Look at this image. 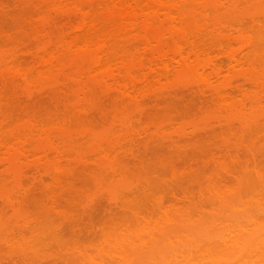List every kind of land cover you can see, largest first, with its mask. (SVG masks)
<instances>
[{
	"label": "bare ground",
	"instance_id": "6f19581e",
	"mask_svg": "<svg viewBox=\"0 0 264 264\" xmlns=\"http://www.w3.org/2000/svg\"><path fill=\"white\" fill-rule=\"evenodd\" d=\"M160 141L209 177L134 171ZM0 264H264V0H0Z\"/></svg>",
	"mask_w": 264,
	"mask_h": 264
},
{
	"label": "rangeland",
	"instance_id": "374dc122",
	"mask_svg": "<svg viewBox=\"0 0 264 264\" xmlns=\"http://www.w3.org/2000/svg\"><path fill=\"white\" fill-rule=\"evenodd\" d=\"M9 20H10V19H9ZM11 22H12V21H11ZM7 23H8V22H7ZM9 23H10V22H9ZM10 24H11V23H10ZM10 24H9V26H10ZM11 27H12V26H11ZM11 27H9V28H11ZM31 41H32V40H31ZM186 95L189 96L188 94H186ZM207 96H209V95H207ZM207 98H208V97H207ZM187 99H189V100H186V99H185V100L183 101L184 103H183L181 106L178 104V105H179V107H178L179 109L176 110V111H174V114H175V112H176V113H179V114L181 113V114L183 115L182 117H181L180 115H179V117L177 116V117H178V118H177V123H179V122L181 123V121L184 122V120H186V121L189 120V122H190V121H196V119L200 118V117L203 116V115H205V116L207 115V117H209V115H211V113H212V114H216L215 112H209V114H208V113H207V114H204V112H208V110H209V111L214 110L215 106H214L213 104L211 105L210 103H208V105L205 106V107H207V109H206V108L201 104V102L196 103V102H197L196 98H194V100H193L192 97H191V98L189 97V98H187ZM104 100H105V99H104ZM105 101H106V100H105ZM171 101H172V100H171ZM186 101H189L191 104L189 105V102H186ZM199 101H201V100L199 99ZM103 102H104V101H103ZM185 102H186V103H185ZM208 102H209V101H208ZM106 103L108 104L109 101H106ZM169 103H170V98H169ZM192 103H194V104H192ZM104 104H105V103H103V106H104L105 111H106L107 113H112V110L110 109V107H108V111H107V110H106V109H107V106H106V104H105V105H104ZM109 104H110V103H109ZM109 104H108V105H109ZM126 104H128V103H126ZM126 104H125V106H127ZM166 104H167V105H166ZM166 104H165V102H164L163 105L161 106V108L165 109V107H168V110L171 109V108H174L173 110H175V107H177L176 105L174 106L173 104H171V106L168 105L167 101H166ZM209 105H210V106H209ZM105 106H106V107H105ZM110 106H112V105L110 104ZM201 107H202V108H201ZM209 107H210V108H209ZM213 107H214V108H213ZM203 108H204V110H203ZM208 108H209V109H208ZM109 109L111 110V112H109ZM201 109H202L203 111H201ZM211 109H212V110H211ZM113 110H114V109H113ZM165 110H166V109H165ZM215 110H217V109H215ZM218 111H219V110H218ZM216 112H217V111H216ZM218 115H219V113H218ZM212 116H213V115H212ZM110 117H111V116H109V118H110ZM180 117H181V118H180ZM215 117H216V116H215ZM148 118L150 119V118H153V117H148ZM148 118H147V119H148ZM154 118H155V117H154ZM154 118H153V119H154ZM179 118H180L181 120H180ZM185 118H186V119H185ZM205 118H206V117H205ZM101 119H102V118H101ZM105 119H108V118H105ZM111 119H112V118H111ZM203 119H204V118H203ZM209 119H210V118H209ZM94 120H95L96 123L98 124L97 126L100 127V128L97 127V128H96L97 130H98V129H101V128L104 127V126L106 127V125L108 124L107 122H109V120H108L107 122H104L105 124L107 123V124L105 125V124L103 123L104 120H103V119L100 120L99 117H95ZM94 120H93V123H94ZM112 120H113V119H112ZM155 120H156V119H155ZM178 120H179V122H178ZM198 120H199V119H198ZM212 120H213V118H212ZM149 121H150V120H149ZM200 121H201V120H200ZM110 122H111V120H110ZM145 122H146V118H145ZM210 122H211V121H210ZM111 123H112V122H111ZM147 123L149 124V123H151V122H148V121H147ZM100 124H101V125H100ZM93 125H94V124H93ZM102 125H103V126H102ZM107 126H108V125H107ZM95 127H96V126H95ZM100 131H101V130H100ZM207 138H208V137H207ZM216 138H218V137H216ZM212 139H214V138H212ZM212 139H211V140H212ZM218 139L220 140V141H219V140H218V141L221 142V139H220V138H218ZM208 140H209V142H207V149H206V146H205V149H206V150H205V149H204V150L207 152V156H210V154H211V157H210V158H206L207 156H206V153H205L204 158H206L207 160L205 159L204 161H205V162H206V161H207V162L210 161V163L212 162V166H211V167H212V171H214V170L217 168V165H218V164H215V163H214V161H215L214 158H215V156L217 157V155H218V153L216 154L217 147L215 148L216 150H214V147H213L214 144H216V142H217L216 140H217V139H216L215 141L212 140V142L210 141V139H208ZM208 140H207V141H208ZM163 142H164V141H163ZM219 142H218V143H219ZM155 143H157V142H155ZM159 143H160V144H159ZM159 143H158V146L155 145L154 143H153L154 147H153V145L151 146V147L154 148V150H157V151L155 152V151L153 150V148L150 149L151 152H152V153H150V154H154L153 151L155 152V155H154V156L152 155V156L150 157V154H147V153H149L150 151H148V152H146V153H144V152L142 153V151H141V154H142L141 156H142L143 162H145V161L147 160V158H149V159L144 163L145 165H142V164L140 163V164L143 166V168H141V167H140L141 165H139V163H138V165H139L138 167H133V170H134V171L140 170L139 172H142V173H140V174H143V171H142V170H144V172H145V169H146V173H147V175H150V177H149L150 179H151L152 176L154 177V175H156L155 173L159 174V176H162V179L166 178L167 176H168V177L171 176V174L173 173V172L171 173L172 166H174L176 163L180 162V160H178L179 158H177V157L175 156L176 158H173V159L175 160V161L173 162V161H172V156L169 157L170 159H167V161L165 160V162H166L167 164L164 162V164H163L164 166H163L162 163H161V162L164 161V159H162L163 161H161V162H160V160H161L162 157H165V159L168 158V156L171 155V154H169V153H170L171 151H173V149H174V152H175L176 150H178V149H176V148H172V150H171L170 147H172V145L169 147V144H168V147H167V145H166V148H165L164 145H165L166 142H164V143L161 144V141H160ZM166 144H167V143H166ZM171 144H172V143H171ZM161 145H162V146H161ZM209 145H210V146H209ZM156 146L159 147V149H161L162 151L159 150ZM174 146H175V145H174ZM211 146H212V148H213V150H211V151H213L212 153L210 152V149H211L210 147H211ZM216 146H217V145H216ZM218 146H219V145H218ZM155 147H156V148H155ZM163 147H164V148H163ZM162 148H163V149H162ZM175 149H176V150H175ZM187 149H188V148H186L185 150H187ZM152 150H153V151H152ZM158 150H159V151H158ZM170 150H171V151H170ZM192 151H193V150H191V151H188V150H187V152L190 153V154L192 153L193 155H196V156H197V154H199V155L197 156L198 158L195 156L196 159L199 160V161H198V160L195 159L196 161H198V163L201 162L202 159H204V158H203V155H202V159H201V158L199 159V157H200V155H201L200 153L204 154V153H203V152H204L203 150H202L203 152H202V151H201V152H200V151H196L197 154H196L195 150H194V152H192ZM157 152H158V153H157ZM174 152H171V153H174ZM177 152H178V151H176V155L178 156L179 154L181 155V152H183V150H182L179 154H177ZM187 152H184V154H187ZM214 152H215V153H214ZM156 153H157V154H156ZM143 154H144V155H143ZM184 154L182 153L181 156L183 157ZM192 154H191V156H193ZM157 156H158L159 158H158ZM146 157H147V158H146ZM173 157H174V156H173ZM184 157L187 158L188 156L184 155ZM184 157H183V158H184ZM193 157H194V156H193ZM152 158H153V160H152ZM150 159H151V160H150ZM209 159H210V160H209ZM213 159H214V160H213ZM217 159H218V158H217ZM168 160H170L171 163L173 162L172 165H171V163H169ZM177 160H178V161H177ZM184 160H185V159H184ZM186 160L188 161V160H190V159H186ZM191 160H192V159H191ZM195 160H193V162H194ZM158 161H159V162H158ZM176 161H177V162H176ZM187 161H186V162H187ZM196 161H195V162H196ZM204 161H202V162H203V164H204L205 167H203L202 162L200 163L201 165L198 164L197 166H194L193 162L190 163L191 161H189V162H188V163H190L189 165H187V166L184 165L186 162H185L184 164L182 163L184 166L182 167V165H181V168H179V169H180V170L182 169V170H181L182 173H184L183 171H185V170H186V172L190 170V172L193 173V174H194V172H196V174H197V172H198V175H200V176H201V174H202L203 172H206L207 175H208V170H209L208 167H209V165L207 164V168H206V165H205V164H206L207 162L204 163ZM218 161H219V159L217 160V163H218ZM143 162H142V163H143ZM147 162H148V163H147ZM151 162H152V163H151ZM181 162H183V160H182ZM149 163H150V165H149ZM158 163H159V164H158ZM160 163H161V164H160ZM210 163H209V164H210ZM135 164H136V163H135ZM153 164H154V165H153ZM179 164H181V163H179ZM195 164H196V163H195ZM147 165H148V166H147ZM144 166H145V168H144ZM149 166H150V168H149ZM157 166H158L159 168H158ZM179 166H180V165L177 164V166L173 167V169H174V168H177V169H178ZM147 167H148V168H147ZM155 167H156V168H155ZM138 168H139V169H138ZM185 168H186V169H185ZM187 168H189V169H187ZM147 169H148L149 171H148ZM156 169H157V170H156ZM169 169H170V170H169ZM177 169H176V172H177V171H180L179 169H178V170H177ZM183 169H184V170H183ZM204 169H205V170H204ZM133 170H131V171L133 172ZM151 170H152V171H151ZM153 170H154L155 172H153ZM159 171H160V172H159ZM167 171H168L169 173H168ZM77 172H78V171H77ZM81 172H82V170H80V171L78 172V174L81 173ZM85 172H86V171H85ZM139 172H137V173L135 172V173H136V174H139ZM166 172H167V173H166ZM176 172H174V173L177 175ZM199 172H200V174H199ZM149 173H150V174H149ZM180 173H181V172H180ZM182 173H181V174H182ZM209 173H210V171H209ZM88 174H89V172H88ZM90 174H91V175L89 176L90 178H87V177H88V176H86L87 174H86V175H82L81 177L79 176V177L82 178V179H83V178H87L88 180L90 179L89 183H88V180H87V184H86V185H84V186L79 185V186H81L82 188H83V187L85 188L86 186H88V187L91 186L92 188H91V187H90V188L93 189V190H92V191H88V189H87L88 187H87L86 189H84V190H86L85 192H84V191H81L82 193L84 192V193H83L84 195L81 194L80 192L78 193V194H81L80 197H79L78 195L75 194V198H76V199L73 198L74 196L72 197V199L76 200V203L74 204L75 206H77V205L79 204V201L82 202V203L85 205V203L88 202V201H87L88 196H92V195H90V194H94V193H92V192H94V190H95L94 188L96 187V184L94 183V180H93L92 182H91V180L93 179V177L95 178V176L92 175V172H90ZM144 174H145V173H144ZM144 174H143V175H144ZM160 174H162V175H160ZM168 174H170V175H168ZM175 174H173V175H175ZM178 174H179V173H178ZM186 174H187V173H186ZM186 174H183L184 178L189 177V176H186ZM210 174H211V173H210ZM151 175H152V176H151ZM203 175H204V173H203ZM203 175H202V176H203ZM92 176H93V177H92ZM190 176H192V174H190ZM196 176H197V175H196ZM91 177H92V178H91ZM147 177H148V176H147ZM155 177H156V176H155ZM155 177H154V179H157V178H158V177H157V178H155ZM168 177H167V178H168ZM171 177H172V176H171ZM171 177H170V178H171ZM203 177H204V176H203ZM203 177H201V178H203ZM208 177H209V175L207 176V178H208ZM80 178L78 179L77 183L83 184V183H82V179H80ZM198 178H199V177H198ZM154 179L152 178L151 180H154ZM159 179H161V177H160ZM168 179H169V178H168ZM186 179H187V178H186ZM189 179H190V178H189ZM194 179H195V178H194ZM199 179H200V178H199ZM172 180H173V179H171V181H172ZM187 180H188V179H187ZM201 180H202V179H201ZM204 180H205V178H204ZM84 181H86V179H85V180L83 179V182H84ZM164 181H168V180H165V179H164ZM169 181H170V180H169ZM169 181H168V182H169ZM188 181H189V180H188ZM79 186H78V187H79ZM81 187H80V188H81ZM196 187H198V186H196ZM80 188H76V189H79V190H80ZM82 188H81V189H82ZM96 188H97V187H96ZM192 189H193V188H192ZM192 189H191V190H192ZM89 190H90V189H89ZM193 190H194V189H193ZM74 192H75V191H74ZM87 192H88V193H87ZM191 192H192V191H191ZM75 193H76V192H75ZM89 193H90V194H89ZM99 193H100V192H99ZM87 194H88V195H87ZM97 194H98V193H97ZM100 194H101V193H100ZM100 194H99V195H100ZM192 194H194L195 197H196V195H197V193L195 194V192L192 193ZM37 195H38V194H37ZM37 195H36V197H37ZM99 195H98V197H97V201H98V203H99V199H98V198L101 196V195H100V196H99ZM197 197H198V195H197ZM86 198H87V199H86ZM105 198H106V197H105ZM90 199H91V198H90ZM92 199L94 200V197H92ZM102 199H103V198H102ZM102 199H101V202H104V203H103V204L101 203L102 206H98V208H101V209H99L98 211H96V209H94V211H93V212H94V215H91L92 217L90 216V214H93V213H88V216H90L91 218H88V216H87L86 218H88V219H87L88 222L85 223V222L83 221L82 224H81V225H83V223H85L86 225L89 226V229H90V227H92V230H91V231L88 230V231L90 232V235H89V232H88V231H85L86 229H84V228H86V225L81 226V225L79 224V225L81 226V230L83 229L82 231H77V232H83V233H82V236H80L81 233L78 235L79 237L76 236V233H74V232L72 233V231L69 230V229H70V226L68 225L69 228L66 227V229H65V230L67 231V232L65 231V236H64V232H63L64 240L69 241L68 243H66V244H67L66 246H68V244H69V246L74 247L73 245H75V244H71V245H70V243H73V240L68 239V238H70V237H72V236H73V239L75 238L74 240H75L76 244H78L76 240H78V242H80V240H81V242H82V241L88 242L87 237H88V236H89V237H90V236L92 237V235L94 236V238L96 237L95 239H93V237H92V240L89 239L90 241H93V240L95 241V242H94L95 245H93V246L96 247V245H99V243L96 244V242H99L97 239H99V237H101L102 233L105 232V229H104V230H101V229H99V227H101V224H102L104 221H105L106 225L104 224L105 226H103V224H102V229H103V227L107 228V227H111V225H112V223H110V221H109L110 224L107 223L108 221H106V218H105L106 215H107V218H108L109 215H110V217H109L110 219L108 218L107 220H112L113 218H115V219H118V218H119V216H113L114 214H113V215L109 214L110 209L112 210V206L110 207V209H109L108 207H106L105 205H106V204L108 205V200L104 199V201H102ZM77 200H78V202H77ZM93 200H92V202H93ZM105 201H107L106 204H105ZM32 202H33V203H32ZM31 203H32V207H33V205H36V204H34V203H36V202L33 201V200L31 201ZM73 203H74V202H73ZM98 203H97V204H98ZM86 204H87V203H86ZM91 204H95V203H91ZM91 204H90V205H91ZM98 205H100V204H98ZM78 206H80V207H78V210H75L76 213H78V211H79V212H82L83 208H84V210L87 208V207L85 208L82 204H80V205H78ZM85 206H86V205H85ZM103 206H105V207H103ZM108 206H109V205H108ZM34 207H35V206H34ZM37 207H38V206H37ZM96 207H97V205H96ZM81 208H82V209H81ZM88 208H89V206H88ZM88 208H87V209H88ZM102 208H103V209H108L109 211H108V210H105V211H102V212H101ZM75 209H76V207H75ZM84 210H83V211H84ZM113 210H114V209H113ZM113 210H112V211H113ZM87 211H88V210H87ZM87 211H86V213H87ZM10 212H11V211H10ZM10 212H9V213H10ZM96 212H98V213H96ZM100 212H101V213H100ZM103 212H105L106 215H104L105 213H103ZM86 213H85V214H86ZM111 213H112V212H111ZM83 214H84V213H81V215H83ZM8 215H9V214H8ZM118 215L121 216V214H118ZM78 216H79V215H78ZM111 216H113V217L111 218ZM124 216H125V215H124ZM124 216H121V217H124ZM75 217H76V216H75ZM82 217H83V216H82ZM84 217H85V216H84ZM84 217H83V218H84ZM94 217H95V218H94ZM116 217H118V218H116ZM121 217H120V218H121ZM79 218H80V217H79ZM83 218H82V219H83ZM92 218H94V219H92ZM120 218H119V219H120ZM127 218H128V217H127ZM89 219H91V221H90ZM74 220H76V219H74ZM79 220H80V219H77V222H78V223L81 222V221L79 222ZM83 220H85V218H84ZM92 220H94V222H92ZM126 220H127V219H126ZM115 221H116V220H114V222H115ZM128 221H129V220H128ZM75 222H76V221H74V223H75ZM77 222H76V223H77ZM111 222H113V220H112ZM121 222H122V221H121ZM88 223H90V225L93 224V223H95L93 226H96V227L98 226V228H95V227H93V226H90ZM116 223H117V222H115V224H116ZM107 224H108V225H107ZM120 224H121V223H120ZM75 225H76V224H75ZM118 225H119V224H118ZM80 226H79V228H80ZM88 226H87V227H88ZM112 227H115V226L112 225ZM116 227H117V226H116ZM71 228H72V227H71ZM75 228L77 229L78 227H75ZM76 229H75V230H76ZM87 229H88V228H87ZM108 229H109V228H108ZM68 230H69V231H68ZM100 230H101V231H100ZM110 230H111V229H110ZM112 230H113V229H112ZM84 231H85V235H87V236L83 235V234H84ZM98 231H99V233H98ZM107 231H108V230H106V232H107ZM87 232H88V233H87ZM91 232H92V233H91ZM93 232H95V233L97 232L96 235H95V233H93ZM66 233H67V234H68V233H72V235H71V234H68V235H67ZM86 233H87V234H86ZM97 234H98V235H97ZM106 235H107V234L105 233L104 236H106ZM75 236H76L77 238H76ZM91 237H90V238H91ZM101 238H102V237H101ZM79 239H80V240H79ZM96 240H97V241H96ZM101 241H103V240H101ZM75 242H74V243H75ZM90 243H91V242H90ZM90 243H89V244H90ZM100 243H102V242H100ZM79 245L81 246L80 243H79ZM83 245L86 246L87 243H86V244H83ZM76 246H77V245H76ZM76 246H75V247H76ZM90 246L92 247V245H89V247H90ZM87 247H88V246H87ZM66 248H68V247H66ZM76 248H78V247H76ZM79 248H81V247H79ZM84 248H85V247H84ZM72 250H73V249H72ZM76 250H77V249H76Z\"/></svg>",
	"mask_w": 264,
	"mask_h": 264
}]
</instances>
